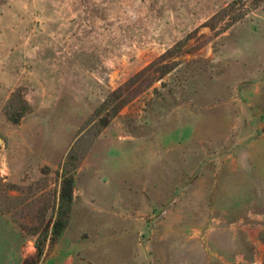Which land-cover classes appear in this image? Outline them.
Returning a JSON list of instances; mask_svg holds the SVG:
<instances>
[{
  "label": "rangeland",
  "instance_id": "1",
  "mask_svg": "<svg viewBox=\"0 0 264 264\" xmlns=\"http://www.w3.org/2000/svg\"><path fill=\"white\" fill-rule=\"evenodd\" d=\"M233 1L0 0V264H264V0Z\"/></svg>",
  "mask_w": 264,
  "mask_h": 264
},
{
  "label": "trees",
  "instance_id": "2",
  "mask_svg": "<svg viewBox=\"0 0 264 264\" xmlns=\"http://www.w3.org/2000/svg\"><path fill=\"white\" fill-rule=\"evenodd\" d=\"M242 0H234L230 6H235L236 3L240 2ZM227 10V7L223 9V12ZM220 14V12L218 13ZM222 14V12H221ZM226 15V13H225ZM212 19V18H211ZM234 19H236L234 17ZM14 96V95H13ZM22 104L17 112L16 115L10 113L9 114V119L14 122L18 123L20 119L23 117V115L29 110V106L23 98L21 99ZM73 176L66 174L62 186H61V192H60V204H59V217L57 218V221L55 222V235L58 236L62 229H63V222L61 220V214L62 213H68L69 209L71 207V202H72V196H73ZM42 254V250L39 249L37 251V255L34 258H27L23 261L22 264H38L40 256Z\"/></svg>",
  "mask_w": 264,
  "mask_h": 264
}]
</instances>
